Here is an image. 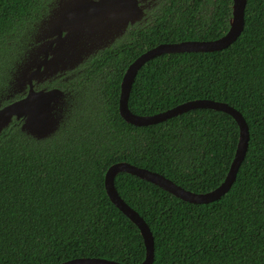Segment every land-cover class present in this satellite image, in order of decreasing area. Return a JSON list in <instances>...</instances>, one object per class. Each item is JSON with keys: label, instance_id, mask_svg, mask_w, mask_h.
<instances>
[{"label": "trees", "instance_id": "trees-1", "mask_svg": "<svg viewBox=\"0 0 264 264\" xmlns=\"http://www.w3.org/2000/svg\"><path fill=\"white\" fill-rule=\"evenodd\" d=\"M47 2L0 0L3 104ZM232 5L168 0L146 27L89 60L54 136L38 141L18 121L0 135V264L87 257L142 263L140 230L106 192L105 175L114 164L157 172L195 193L224 182L240 137L230 115L199 109L136 127L120 116L119 100L123 76L139 56L160 44L222 37ZM204 99L229 104L249 126L248 151L231 190L218 201L191 204L120 173L117 191L150 227L154 264H264V0H248L244 31L229 48L148 62L133 84L129 109L151 116Z\"/></svg>", "mask_w": 264, "mask_h": 264}, {"label": "water", "instance_id": "water-1", "mask_svg": "<svg viewBox=\"0 0 264 264\" xmlns=\"http://www.w3.org/2000/svg\"><path fill=\"white\" fill-rule=\"evenodd\" d=\"M248 0H233L229 30L220 38L209 41H184L160 44L139 56L126 70L119 100V113L126 123L136 127H148L166 122L189 111L208 109L230 115L240 130L239 143L234 160L224 182L207 193H195L184 189L165 176L137 167L127 162L112 165L105 175V188L111 202L133 222L143 237L146 256L140 264H154L155 245L150 227L120 196L115 179L120 173L136 176L174 197L191 204H209L220 200L236 182L238 171L246 157L250 131L243 115L225 102L192 100L167 111L139 116L129 109V98L139 71L151 60L164 54L219 52L229 48L242 35L245 28V12ZM143 7L131 0H57L49 15L39 25L36 45L27 52L11 82L12 94H23L2 105L0 103V135L14 122L21 123V130L41 141L51 138L63 121L62 106L66 93L60 89L36 91L35 84L44 83L61 74L74 70L87 59L109 48L122 37L129 23L141 20ZM27 88L28 91H25ZM61 264H123L104 258H77Z\"/></svg>", "mask_w": 264, "mask_h": 264}, {"label": "flooded vegetation", "instance_id": "flooded-vegetation-1", "mask_svg": "<svg viewBox=\"0 0 264 264\" xmlns=\"http://www.w3.org/2000/svg\"><path fill=\"white\" fill-rule=\"evenodd\" d=\"M56 1L57 0H48V2H47V14L43 16L41 22L43 21L44 18H46L49 15L50 10L55 5ZM133 1H136V0H133ZM137 1L139 2V6L143 7V16L141 17V20L134 23V24L129 23L127 26V29L125 30L124 35L122 37L116 39L110 45V47L113 46L114 44H116L117 42H119L121 39H123L127 33L136 29V27H146L147 24L151 23V20L153 19V14L159 8V6L160 5L164 6L168 2V0H137ZM41 22L36 26L35 34L32 37L33 40L29 43V45H28L29 49L27 50V52L32 48L33 45H36L35 38H36L38 28H39V25L41 24ZM106 49H108V48H106ZM102 51H104V50H102ZM27 52H26V54H27ZM94 56L95 55H93L91 58L87 59L84 63H82L81 65H79L78 67H76L72 71H68L65 74H61V75H59V76H57V77H55L49 81H46L44 83L35 84L34 89L36 91L42 90V89H55V88L60 89L66 93L65 100L67 103L69 98L71 97L72 93L74 92L72 86L74 83H76L75 80L77 78H80L81 76H83L85 74L86 65L88 64L89 60L92 59ZM25 57H26V55H25ZM25 57H24V59H25ZM13 79H14V76H13ZM11 82H10V84H11ZM28 89L29 88H27L25 91H28ZM11 94H12V91H11V87H10L9 93L7 96H9ZM25 94H26V92L23 94L15 95L14 98H11L9 100L6 97L5 100L8 103L9 101H12L14 99H19V98L24 97ZM0 103H2V102H0ZM2 105H4V104L2 103ZM65 108H67L66 104L62 106V110L64 111Z\"/></svg>", "mask_w": 264, "mask_h": 264}]
</instances>
